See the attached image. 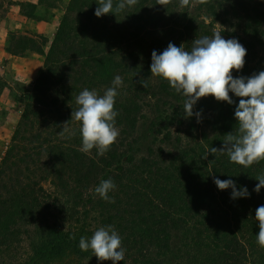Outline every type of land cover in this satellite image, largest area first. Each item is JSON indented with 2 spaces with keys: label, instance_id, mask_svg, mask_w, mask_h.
Wrapping results in <instances>:
<instances>
[{
  "label": "rangeland",
  "instance_id": "rangeland-1",
  "mask_svg": "<svg viewBox=\"0 0 264 264\" xmlns=\"http://www.w3.org/2000/svg\"><path fill=\"white\" fill-rule=\"evenodd\" d=\"M70 3L0 0V264H113L98 260L91 250L80 256L69 249L43 263L32 261V247L47 240L50 229L90 239L98 228L114 226L125 250L117 264H212L215 253L206 246L221 242L228 227L257 241L254 217L264 205V188L259 193L254 188L255 178L264 174V160L245 168L231 163L227 154L209 152L220 149L236 128L231 124L222 130L224 111L208 96L193 107L199 118L184 113L172 125L157 120L156 111L170 100L148 69L153 51L161 54L169 43L190 50L196 38L220 31L222 38L236 39L246 49L244 67L233 70V78L264 71V0H210L185 8L178 0L165 7L157 0H138L117 16L100 18L90 10L98 7L97 0H81L85 6L70 15L68 40L58 42ZM19 39L36 41L43 54L18 49ZM107 44L113 48L107 50ZM76 48L75 60L70 54ZM112 50L114 68L105 80L101 74L108 57L103 56ZM117 75L123 86L115 103V144L122 161L133 160L126 164L133 174L131 180L126 175L114 183L109 193L114 202H108L94 191L101 181L112 180L97 163L106 154L96 158L94 149L80 151L79 124L71 114L83 89L102 95ZM141 78L148 79L147 88L138 83ZM229 95L233 103L226 105L237 106L240 98ZM66 122L76 132L71 138L58 134ZM166 137L169 146L160 142ZM149 176L155 196H142L143 201L134 192L133 198L132 181ZM216 178L231 179L237 190L246 187L250 195L233 199L232 189H218ZM194 190L202 196H192ZM162 228L166 238L156 234ZM218 247L222 250L221 243Z\"/></svg>",
  "mask_w": 264,
  "mask_h": 264
},
{
  "label": "clouds",
  "instance_id": "clouds-1",
  "mask_svg": "<svg viewBox=\"0 0 264 264\" xmlns=\"http://www.w3.org/2000/svg\"><path fill=\"white\" fill-rule=\"evenodd\" d=\"M172 0H157V4L166 6ZM138 0H97L98 7L95 15L99 18L104 15L117 14L127 8H132ZM181 8L189 7L193 3L207 4L208 0H178ZM246 49L236 39H224L220 31H214L211 37L203 36L192 42L190 50H186L169 43L161 53L153 51L151 54V76L167 81L170 88L185 99L183 110L186 117L200 113L193 112V107L201 98L213 96L217 101L232 104L229 93L239 97L235 109L237 127L235 132L225 135L223 146L220 149L211 147L209 152L227 154L231 163L250 167L254 163L264 160V71L249 78H233V70L240 71L245 64ZM143 88L148 87V79L138 81ZM123 86V79L117 75L102 95L96 90L83 89L76 97V110H72L71 120L79 124V133L82 146L80 151L89 154L92 149L97 150L98 156H104L119 136L115 127L118 112L115 110L118 89ZM199 122V119H198ZM66 122L61 137L71 138L75 131L67 127ZM259 183L254 191L260 192L264 188V174L255 178ZM218 189H232V198L248 197L246 187L237 190L233 180L214 179ZM116 185L111 179L103 180L95 188V194L108 202L109 193ZM255 220L259 223L257 243L264 248V205L255 212ZM75 239L74 236L70 237ZM121 237L114 226L108 225L98 228L90 239L81 237L79 248L87 252L91 250L100 261H112L113 264L123 261L125 250L121 246Z\"/></svg>",
  "mask_w": 264,
  "mask_h": 264
},
{
  "label": "trees",
  "instance_id": "trees-1",
  "mask_svg": "<svg viewBox=\"0 0 264 264\" xmlns=\"http://www.w3.org/2000/svg\"><path fill=\"white\" fill-rule=\"evenodd\" d=\"M209 1L210 0H208V2ZM84 6L85 5H83L81 3V0H71L67 15L63 19L62 30L58 33V42L61 41L62 43H64L65 41L68 40V36H69V32H70L69 31V25H70V19H71L70 15H71V13H74L78 7L81 9ZM90 10L92 11V14H94L96 8L91 7ZM89 13H90V11H89ZM82 14H85L86 16H88V14L85 12H82ZM108 15L111 16V14H108ZM94 17L98 18L96 15H94ZM157 28L153 31L154 33L158 32ZM129 43L130 42L125 41L124 44H126V45L123 44V46L129 47L128 46ZM118 44H120V43H118ZM107 45H108L107 50L113 48V46H111L110 44H107ZM41 47H43V43H42V45H40V48ZM17 48L22 50V51L28 50V51H32V52H35V53H38L41 55L43 54V50L39 49L37 42L33 41L31 39H19ZM120 48H119V46H117L116 51L120 50ZM10 52L15 53L16 51H10ZM77 54H78L77 48L75 50H73V49L71 50L70 55H72L73 59L78 57ZM157 54H160V51H157ZM112 55H114L113 50L107 51V53L103 56V59L108 57L107 59H105V61L103 63L104 64L103 65V71H102L103 74H101L102 76H106V77L103 78L102 76H98L99 79L103 78V79L107 80V78L110 76V74L112 72L111 70H113V68H114L113 63L111 61V58H109ZM83 56H85V55H82V57ZM121 59H122V61H124L123 57H121ZM149 61H150V66H151V62H152L151 54H150V60ZM94 62H95V59H93V61L91 63H94ZM118 65L119 64L117 63L115 68ZM148 70L150 71V69H148ZM49 71H51V70L48 69V72ZM93 76L96 77V75H94V74H93ZM155 78H156L155 79L156 82L158 83V87H157L158 90L160 92H164L165 97L170 100L169 102L168 101L163 102L162 103L163 108L161 110L158 109L156 111L157 112V115H156L157 120L168 121L167 122L168 125H172L171 122H174L175 120H177L176 122L179 123L180 119L182 117V114H184V110L182 107V103H183L182 99H179V96H178L179 94H177L175 92V90L170 88L167 81H165L159 77H155ZM208 101L209 102L213 101L214 104H216V106L218 107V109L220 111H221V109H222V111H224L223 112L224 114L222 115V118H221L222 130L226 131L228 126L231 124L233 125L232 127L236 128L237 122L235 121L236 119H235L234 113H235V109L238 105L231 108L229 105H226V102L217 101L214 97H209V96H208ZM238 103L239 102L236 99L234 104H238ZM126 112H129V111H126ZM206 122H207V120H206ZM157 126H160V124L158 123ZM160 130H162V128ZM167 130L169 131L168 128H164L162 130L163 131L162 133L163 134H165V133L169 134V132ZM169 140H170V138L166 137L165 139L162 138V140L160 142L164 145L169 146V144H170ZM94 150L97 151L95 148H94ZM105 154L106 155L103 159H100L99 161H97V163H100L103 165L101 167V170H102L101 173L111 174L112 181L114 183L118 182L122 178L125 179L126 175H128L130 177V180H131V174H133V173L128 171L126 164L131 163L133 160H129V161H125V162L122 161V154H121L118 146H116L115 143L111 146L110 150ZM94 156L96 158L99 157L96 153ZM92 161L93 160L91 159L90 162H92ZM105 169L107 171H105ZM135 169H137V168H135ZM136 171L137 170L134 171V174L136 173ZM2 173H3V170H2ZM149 174L151 176L150 172H149ZM150 176L148 178H145L143 181H137V182L132 181L134 187L130 186V191H132L133 198L137 196V197H140V200H143L142 199V196H143L144 200H146L152 196H155V192L151 188V183H150V181H153L154 177H152V179H150ZM154 184L156 185L157 182L155 181ZM134 192H135L136 196H134ZM192 196H195V197L202 196V193H199L197 190H194ZM149 205H150V203H148L146 206H149ZM164 216H168L166 212H165ZM165 220L169 221V223H171L172 225H174L176 223V220H174L173 218L168 217V219H165ZM163 224H164V222L161 224V226ZM217 228L219 229V227H217ZM156 234H161V235L163 234L164 237L166 238V235H167L166 229L162 228ZM72 236H74V235L70 234L69 232H62V231H59L56 229H50L48 239L44 240L43 242L34 244V246L32 247V253H33L32 261H36V263L37 262L43 263L45 261H49L53 257L57 256L59 253H61L64 249H69V250L73 251L75 254L81 256L82 254H84V251H81L79 248V240L81 237L75 235L74 236L75 239H71L70 237H72ZM228 236H229V238H228ZM241 236L242 237H239L237 234H235L233 231H231L230 227H228L227 229H224L222 231V233L220 234L221 242L217 239L214 247L206 246L207 249L210 248V250L211 251L213 250L215 253V255L211 257L212 264H264V248H261L258 245L257 241H255V239H254V235L248 234L247 237H245V233H242ZM214 240H216L215 236L212 238V241H214ZM220 243L222 244V250H221V248L219 249V247H218V245H220ZM217 248H218V250L216 251Z\"/></svg>",
  "mask_w": 264,
  "mask_h": 264
}]
</instances>
